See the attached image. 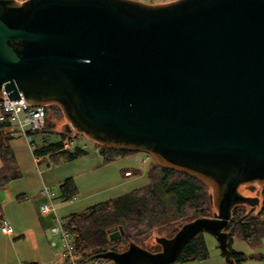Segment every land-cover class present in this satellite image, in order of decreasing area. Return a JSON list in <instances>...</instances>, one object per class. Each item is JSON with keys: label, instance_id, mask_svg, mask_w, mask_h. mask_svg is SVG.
Returning <instances> with one entry per match:
<instances>
[{"label": "water", "instance_id": "obj_1", "mask_svg": "<svg viewBox=\"0 0 264 264\" xmlns=\"http://www.w3.org/2000/svg\"><path fill=\"white\" fill-rule=\"evenodd\" d=\"M2 93L209 186L212 216L155 236L159 250L94 257L169 264L201 231L229 257L232 208L259 202L239 187L264 184V0H0Z\"/></svg>", "mask_w": 264, "mask_h": 264}, {"label": "trees", "instance_id": "obj_2", "mask_svg": "<svg viewBox=\"0 0 264 264\" xmlns=\"http://www.w3.org/2000/svg\"><path fill=\"white\" fill-rule=\"evenodd\" d=\"M47 116V109H46ZM52 124L46 121L45 129ZM39 132H44V127ZM36 131H29L32 134ZM54 142H44L34 148L37 155H47L50 165H59L85 154V150L75 146L63 148V140L67 138L63 132ZM10 134L0 123V187L18 178L21 170L16 164L12 149L8 143ZM134 150L120 149L100 145L98 152L103 162H110L123 157ZM132 173L139 170H131ZM148 183L119 196L109 198L91 205L79 212L64 218L69 228L75 247L82 254L83 260L93 259L95 254L107 250L121 251L129 242L138 245L150 238L154 229L171 222L185 223L199 216H212L214 210L210 202V188L199 179L182 171L168 168L154 162L147 171ZM62 200L67 201L77 193L76 185L71 177L65 178L59 185ZM121 226L124 234L121 238L110 239L111 227ZM227 233L228 264H242L248 258H256L264 262V254L247 255L234 250L232 238L236 237L250 245H257L264 237V184L261 185V200L258 204L235 205L231 210V218L224 229ZM175 231L170 232L171 236ZM142 246V245H140ZM144 247V246H143ZM153 247L151 251L158 250ZM203 231L193 236L181 249L175 261L189 259L204 260L208 258Z\"/></svg>", "mask_w": 264, "mask_h": 264}, {"label": "crops", "instance_id": "obj_3", "mask_svg": "<svg viewBox=\"0 0 264 264\" xmlns=\"http://www.w3.org/2000/svg\"><path fill=\"white\" fill-rule=\"evenodd\" d=\"M4 128L10 134L8 143L16 164L21 170V175L0 187V218H5L13 227L11 234L0 232V264L61 262L60 241H57L58 237L50 231L54 216L64 219L71 213L79 212L91 205L126 193L128 192L126 189L123 190L124 192L121 190V192L112 193L114 188L121 187L125 182L122 178L117 177V179L105 185L103 182H97L103 180L100 176H97L94 178V184H92L89 183V175H85L86 185L81 175L83 172L77 171L71 178L76 185V196L81 197L85 204L69 208V204L73 203L75 197L65 202L62 200L59 190V185L69 176L66 170H59L65 164L53 167L50 165L47 155H37L33 151L34 148L43 145L45 142L43 136H41L42 134L36 131L26 137L19 132L15 124L10 123H5ZM75 159L68 161V163L75 162L77 160ZM116 159L112 162H115ZM131 160L134 161L133 158ZM102 166L96 164L97 168H103ZM128 171L131 172V170H126V176H132ZM114 183L119 186L115 187ZM44 187H47L51 193L55 213L43 214L39 211L40 204L47 200L46 195L43 193ZM133 189L135 188L129 191ZM209 242L212 243L213 240ZM231 246L234 250L247 255L264 254V237L257 245H250L233 237ZM217 247L219 248L218 244ZM210 250V257L204 260H186L180 261V264H228L223 257H220V248L219 250L214 248ZM242 264H264V262L256 258H248Z\"/></svg>", "mask_w": 264, "mask_h": 264}, {"label": "rangeland", "instance_id": "obj_4", "mask_svg": "<svg viewBox=\"0 0 264 264\" xmlns=\"http://www.w3.org/2000/svg\"><path fill=\"white\" fill-rule=\"evenodd\" d=\"M138 1L148 3V4H154V3L169 2L172 0H138ZM46 109H47V116H46L45 124H44V132L43 133L40 132L42 134L41 136H43V139L46 142H54L59 139L60 137L59 133L63 132L65 136H68V137L70 136L71 140L73 141L72 143L73 145L70 148L78 146V147L83 148L86 151L85 154L78 156L76 158L77 160L76 159H75L76 161L74 160L75 162H69V163L66 162V163L59 164V165L65 164L64 166L59 168V170L61 169H64V171L66 170L67 174H69L68 177L73 178L72 175L74 173H76L77 171L79 172L82 171L83 173L81 175L83 176L84 184H86L85 175H89V183L94 184V178L97 176H100L103 180H98L97 182L99 183L103 182L105 185L109 184L114 179H117V177L122 178L125 184H123L120 187L119 185H117V183L116 184L114 183L115 187L117 186L119 187L114 188L113 190L111 189L112 193L121 192V190L122 192H124L123 190L125 189L129 191L132 188H139L148 183L147 170L155 162L149 153L145 151H141V150H135L121 157L120 159H116L115 162H112V161L103 162V157L98 152V150H96L98 147V144L95 141H93L92 139H89L84 134L77 132L75 129H72L69 132L67 131V128L65 126V124L67 123V120L65 119L58 105L46 104ZM46 121L51 123L52 126L45 129ZM73 134L75 136L71 137ZM99 156H100V159H99ZM132 158L134 161L131 160ZM118 160L120 161L116 162ZM96 164H98L99 166L103 165L102 166L103 168L101 167L97 168ZM59 165H55V166H59ZM126 170H139V172L132 173V171L131 172L128 171L129 174L132 176L127 177L125 173ZM251 187H253V189H250ZM239 190L243 194H246V195L258 196L259 200H261V185H258L257 183L242 184L240 185ZM74 197L75 198L72 201L73 203L69 204V208L70 207L72 208L79 204H85V202L81 200V197H77L76 195ZM82 198L84 197L82 196ZM178 226L179 224L177 222H171L164 226L157 227L154 229V232L152 233V236L150 238L142 241L139 244L149 250H152L153 247L155 246L157 247V245H159L158 243L155 242V239H154L155 236H162V235L167 236V234H169L170 232L176 231ZM111 230L114 233V232L119 231V228L117 226L116 227L113 226L111 227ZM121 236H119V238H121ZM203 237H204V241L206 240L205 244L207 243L206 247L209 253L208 257H210L211 248L219 250V248L217 247V244H218L217 240L213 235L207 232H203ZM119 238L117 237V239ZM210 239L213 240L212 242L213 244L209 242L211 241ZM57 241H59V239ZM154 251H157V250H154ZM221 252H220V257H223V259H225ZM189 260L199 261L198 259H189ZM171 264H180V261H174Z\"/></svg>", "mask_w": 264, "mask_h": 264}, {"label": "built area", "instance_id": "obj_5", "mask_svg": "<svg viewBox=\"0 0 264 264\" xmlns=\"http://www.w3.org/2000/svg\"><path fill=\"white\" fill-rule=\"evenodd\" d=\"M46 119L45 104H31L22 98L9 99L6 93H2L0 97V123L15 124L26 137H29V131L40 130L44 127ZM73 134L71 137H74ZM73 141L70 136L63 140V148H70ZM97 143V142H96ZM98 147L101 145L99 143ZM98 147L96 150H98ZM43 193L47 200L40 204L39 211L43 214L55 213V205L52 202L51 193L47 187H44ZM53 235H56L61 245L62 261L57 263H39V262H16L14 264H116L107 258L94 257L93 259L83 260L82 254L75 247L74 237L65 226L63 218L54 216L53 225L50 228ZM0 232L11 234L13 232L12 225L5 219L0 218Z\"/></svg>", "mask_w": 264, "mask_h": 264}]
</instances>
